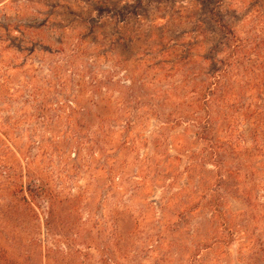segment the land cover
Segmentation results:
<instances>
[{"label": "rangeland", "instance_id": "rangeland-1", "mask_svg": "<svg viewBox=\"0 0 264 264\" xmlns=\"http://www.w3.org/2000/svg\"><path fill=\"white\" fill-rule=\"evenodd\" d=\"M240 43L244 60L264 61V0H0V83H6L0 86V166H16L19 183L30 182V169L54 192L81 195L71 216L74 232L54 236H72L74 245L50 242L40 210L24 225L9 226L0 215V247L16 238L20 251L31 235L45 241L43 252L60 250L52 260L42 254L37 264H247L240 232L219 228L216 238L212 231L220 224L209 208L214 166L192 119L204 115L208 74ZM28 82L41 91L64 84L45 92L53 108L62 106L60 120L53 109L47 123L20 116L16 127L8 122L23 107L35 112L38 100L24 105ZM235 90L236 118L256 91ZM236 121L234 134L247 133L249 125ZM220 124L213 122V138H225L216 131ZM244 160L263 182L264 155L246 152ZM241 178L246 187L249 178ZM236 183L231 192L222 190L219 208L238 229V214L249 207ZM262 192H255L258 201ZM5 197L0 189V208ZM254 249L259 252L258 243Z\"/></svg>", "mask_w": 264, "mask_h": 264}, {"label": "trees", "instance_id": "trees-1", "mask_svg": "<svg viewBox=\"0 0 264 264\" xmlns=\"http://www.w3.org/2000/svg\"><path fill=\"white\" fill-rule=\"evenodd\" d=\"M232 35L231 33V36ZM233 36L235 37V35ZM238 41L237 39L236 42ZM244 46L245 45L241 43L234 45L230 49L228 57L219 61L221 67L217 68L211 74H208L209 80L204 87V94H202V96H204L202 98L203 103L201 104L204 115L203 113L194 115L192 119L193 123H196L194 126L197 127V137L204 140L208 148L204 156L205 160H208L209 163L214 166V169H209V180H213L211 187L213 198L209 201V208L212 210L211 220L218 219L219 221L220 219V224L218 225L217 223L212 231L215 233L216 238L219 233V228L223 230L228 229L229 234L232 236L240 232L245 240L243 246L247 252V254H244L247 264H259L260 262L264 264V228L262 227L264 226V181L260 183L256 178L253 179V176H257L259 172L254 169L252 171L249 170V164L244 160L246 152H250L254 157L264 155V61L261 58L244 60L242 54L243 51H246V47ZM258 47L259 46L252 47L253 53L257 55L260 50ZM234 78V82H230ZM6 80L8 79L4 81ZM53 84L55 88H59L60 85L64 86V84L58 82L51 83L49 87L41 91L40 87H37L32 82H28L26 87L31 90L28 92V97L24 100V105H26L27 101L36 100H38L39 104L34 109L35 112L33 114L28 115L26 113L27 108L23 107L19 114L8 117V122H11L12 125L16 127V123L19 121L16 117L20 116L21 120L26 118L28 120L33 119L37 122L47 123L48 120H50L48 113H50L49 111L52 112L53 109L57 112L54 115L55 121L60 120L63 114L59 112V109L62 106L59 105V108H53L49 100L47 102V94L45 93L46 89L53 91ZM242 85H246L249 89L256 92H253L251 96H249L252 100L241 108L240 116L235 118L232 117L231 113L230 93L233 91V94L237 95L238 93H236L237 91L235 89L236 87L241 88ZM0 86L1 88H5L6 83H0ZM42 93L45 94L39 99L38 95ZM73 97L74 98L70 99V101L77 104L78 100H76L75 96ZM60 101L61 102H57L62 104L63 100L60 99ZM213 108L215 110V115L212 113ZM215 120H220L224 124H220L216 129L217 132L220 130L224 132L225 138L223 139L217 138L220 137L219 134L213 138L212 124ZM236 120L240 121L242 124L249 125L247 133L240 132L237 136L234 134L235 132L233 131L238 125ZM8 127L10 128L11 126ZM4 135L6 136L7 134L5 133ZM219 139L222 141H218ZM249 140L251 142L249 147L241 145L242 142ZM38 148L42 149L43 155L48 154V148L43 147L42 144H40ZM12 152L15 154V151ZM195 167L196 164L194 165L191 163L188 170L194 173ZM247 168L249 172H244ZM20 173L22 174V172ZM20 173L16 166L15 168L12 166H0V175L2 176L0 180V189L5 191V199L8 200V202L3 204L0 208L2 220L5 224H9V226L18 221L20 224L24 225L23 223H26L28 218L31 220L33 217H38L39 214H41V210L47 218L46 224L48 226V234H52L53 236L50 242L57 244L63 241L67 242L68 245H74L75 239L72 236L66 234H63V238L54 236L62 235V233L67 230L72 233L74 232L71 230L73 229L71 216L72 212L76 210V202L79 201L81 195L64 197L59 192H54V190L49 187L50 182L42 176V174L36 171H30V169L27 173L25 172L30 182H28L27 185H25L24 182L19 183L18 180L21 177ZM242 175L249 178V181H246V187L239 186L243 181L241 178ZM200 178L198 180L199 184ZM235 180L237 181L236 185L239 187V193L246 199L249 207L247 211L244 210L238 214L239 220L241 221L236 224L238 229H236L232 223V219L228 218L226 213L219 208L225 197L222 190L231 192L230 187L233 189L235 186L233 181ZM200 188L202 190L207 189L205 185L203 187L200 186ZM20 191L22 192V196L18 194ZM256 191H263L260 194L262 201H258L260 199L259 196L257 200ZM44 201H46L47 207L42 210L41 203ZM189 208L190 207H187L186 210H183L181 213L188 211ZM15 234L14 237H17L19 231L15 232ZM75 235H78V233ZM19 243L20 242L16 238H12L9 247L5 245H3L4 248L0 247V264H20L21 260H24V264H37V258L42 256V254L44 257L48 256L50 258L51 254L54 255L60 252L58 248L55 249L51 246L43 252L41 247L43 243L45 246V241L38 240L31 235L28 242L21 245V248H19L20 251L16 248V245ZM256 243L259 245V252L254 249ZM200 245L204 246L206 243H200ZM68 252L72 253L75 251L71 249ZM50 260H52V257Z\"/></svg>", "mask_w": 264, "mask_h": 264}]
</instances>
